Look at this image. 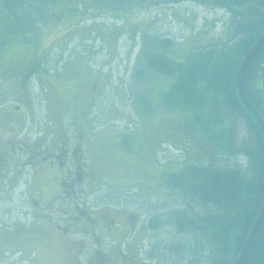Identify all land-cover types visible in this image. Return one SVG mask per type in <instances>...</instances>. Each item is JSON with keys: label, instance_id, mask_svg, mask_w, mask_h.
I'll list each match as a JSON object with an SVG mask.
<instances>
[{"label": "rangeland", "instance_id": "1", "mask_svg": "<svg viewBox=\"0 0 264 264\" xmlns=\"http://www.w3.org/2000/svg\"><path fill=\"white\" fill-rule=\"evenodd\" d=\"M56 2L58 4L49 7L46 12L48 21L29 35L27 41L7 42L5 32L3 37V29H0V38L6 41L3 48H0V106L5 105L4 108L0 107V121L1 116H5L11 119L8 120L11 121V128H17V122L12 119L17 118L21 122L23 113L21 110L13 111L7 103H21L27 108L29 118L38 123L34 127H26L27 133L34 136L39 124L44 126L60 110L58 100L64 96L72 101L75 99L74 93L80 98H92L86 113L81 111L83 105L70 102V106L72 119L89 122L87 128L90 132L86 131L85 136L88 138L84 139L89 160L87 171L92 176L91 191H98L99 194L96 199L98 203L94 206L111 211L120 205L122 209L130 211L137 209L132 205V200L145 202V217H151L150 212L154 209L159 213L160 207L176 208V202L171 201L170 206L168 200L164 202L172 196L177 198L176 193L162 190L164 177L182 168L191 159H187L191 154V146L195 151L200 149L201 153H207L209 142L194 128L190 134L195 142L187 134H181L184 133L181 129L176 130L180 122L186 130H190L193 124L189 121L188 113H180V109L165 105L166 91L175 79L173 75L146 71L147 77L135 83L133 72L135 61L138 60L141 36L144 32L149 38L156 35L170 39L172 44L163 52L168 58L178 61L191 48L232 42L226 21L216 16L219 10L195 6L191 2L158 6V0H149L141 9H124L123 14L98 11L89 5L91 0ZM87 5L88 10L85 8ZM2 17L4 15L0 9V19ZM222 21L225 23L221 24ZM33 62L40 65L38 70L26 75L27 66H32ZM94 82L97 87L93 85ZM141 92H145L142 95L145 94L144 98L155 108L150 116L140 115L141 102L137 97ZM69 117L67 114L64 121H68ZM106 119L115 121L117 126H110L104 122ZM123 119L135 122L130 146H121L118 141L122 133L131 132ZM243 120L237 119L234 123L238 139L249 134ZM104 123L105 126L101 127ZM45 127L48 129L44 130V136H47L53 128ZM185 156L186 160H183ZM212 158L215 161L213 164L226 169L238 162V159L227 160L229 156L225 154L217 158L218 161L214 155ZM239 162L244 165L245 160L241 158ZM24 178L26 180L29 177L26 174ZM40 180V176L36 180L32 177L33 195L38 197L48 192V187ZM4 193L3 203L14 206L17 201L15 194L10 190ZM162 194L166 198L159 200ZM84 201L87 208L91 209L92 197ZM7 210L11 213L5 214L2 211L0 214V264H65L67 253L53 252L56 245L50 243L41 232L31 234L25 243H21L19 237L22 234L17 230L28 225L30 219L18 212V220L13 214L15 210L12 212L8 207ZM112 218L110 215L107 220ZM95 235L101 236L98 232ZM150 236L139 231L130 245L124 247V241L120 242L122 251L127 249L124 251L127 264H168L159 258L149 259L145 256L146 241ZM199 237L201 243H206L205 233ZM114 243L116 241H110V245L104 243V248L112 247ZM83 256L87 258L89 254L83 253ZM206 259V256H201L199 261L208 262Z\"/></svg>", "mask_w": 264, "mask_h": 264}, {"label": "trees", "instance_id": "2", "mask_svg": "<svg viewBox=\"0 0 264 264\" xmlns=\"http://www.w3.org/2000/svg\"><path fill=\"white\" fill-rule=\"evenodd\" d=\"M56 1L1 0L3 37L5 32L7 42L24 41L48 21L46 12L58 4ZM146 1L149 0H91L89 5L103 13L123 14L124 9H141ZM174 2H191L195 6L219 10L216 16L226 21L232 42L197 46L187 51L183 59L174 61L163 52L172 44L170 39L156 35L149 38L144 32L140 38L133 72L135 83L147 77L146 71L173 75L175 79L166 91L165 105L180 109V113H188L193 124L190 130H186L180 122L176 130L181 129L184 132L181 134H187L195 142L190 134L194 128L209 142L206 144L207 153H201L200 149L195 151L191 146L187 158L191 159L164 177L162 190L176 193L177 198H166L162 194L159 200L166 198L164 202L168 200V206L171 201L177 206L160 207L159 213L154 209L150 212L151 217H145V232L152 236L144 253L149 259L159 258L168 264H234L264 195L262 138L254 118L238 100L235 89L237 67L242 56L264 31V0H158V6ZM89 5L85 7L87 10ZM6 41L0 38V48ZM39 66L35 62L27 66L26 75L38 70ZM243 78L246 97L264 120V47ZM142 93L145 92L137 97L141 102L140 115L150 116L155 108ZM237 119H244L248 128L249 134L245 138L236 137L234 123ZM109 125L116 126L114 122ZM133 127H130V133L118 136L121 146L132 144ZM224 154L229 156L227 160L238 159L239 162L243 158L244 165L234 162V166L226 169L213 164L212 155L218 161L217 158ZM141 204L146 206L145 202ZM203 233L206 243L199 240ZM251 248L244 264H264V223ZM201 256H206L208 262L204 259L200 262Z\"/></svg>", "mask_w": 264, "mask_h": 264}, {"label": "flooded vegetation", "instance_id": "3", "mask_svg": "<svg viewBox=\"0 0 264 264\" xmlns=\"http://www.w3.org/2000/svg\"><path fill=\"white\" fill-rule=\"evenodd\" d=\"M93 85L97 87L95 82ZM77 96V93L73 94V101L65 96L58 100L60 110L44 126L39 124L34 136L27 133L26 127H34L38 123L29 118L27 108L21 103L16 105V101L7 103L13 111L21 110L23 117L21 122L17 118L12 119L17 122L18 127L11 128V121H8L11 119L1 116L0 214L2 211L10 214L8 207L12 212L15 210L13 214L15 213L16 219L20 220L18 212L28 217L30 223L17 230L22 234L19 241L25 243L31 234L41 232L50 243L56 245L53 252L67 253L65 264H127L124 252L127 249L122 251V243L124 247L130 245L139 231L145 232L143 220L146 209L135 200L131 203L137 209L130 211L122 209L120 205L113 207L111 211L97 208L94 205L98 202L94 198L91 209L85 205L84 200L87 201L92 187V176L87 171L89 168L85 160L88 150L84 139L88 138L85 136L86 131L90 132L87 128L89 122L72 119L70 104L83 105L81 111L86 113L92 98ZM67 114L71 116L65 122L63 118ZM46 125L53 129L44 136V130L48 129ZM26 174L29 178L25 180ZM39 176L40 181L48 187V192L42 197L33 195L32 191V177L36 180ZM5 190L15 194L17 201L14 206L3 203ZM55 215L58 216L53 219ZM110 215L113 218L108 221ZM96 232L101 234L100 237L112 239L116 243L105 252H95L86 258L83 256V244L70 237L78 234L97 237ZM121 241L124 242L120 243Z\"/></svg>", "mask_w": 264, "mask_h": 264}, {"label": "water", "instance_id": "4", "mask_svg": "<svg viewBox=\"0 0 264 264\" xmlns=\"http://www.w3.org/2000/svg\"><path fill=\"white\" fill-rule=\"evenodd\" d=\"M263 46H264V32L260 34V36L254 41V43L250 45L245 55L242 56L243 58L240 62V65L239 67H237L238 69L235 77V85H236L235 89L238 100L243 105V107H245V110H247L249 114H251L252 118H254L253 120H255V123L258 126L264 146V120H262L261 114L256 109H254V107H252L251 104L248 102L243 89L244 88L243 77H245L248 67L250 66L251 62L256 57V55L263 48ZM255 216H256L255 220L250 228L248 236L246 237L242 247H240L241 249L236 257L234 264H244L246 258L250 254V251L252 249L251 247H253L256 236L260 231L261 225L264 223V195L258 213Z\"/></svg>", "mask_w": 264, "mask_h": 264}]
</instances>
